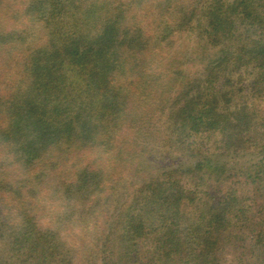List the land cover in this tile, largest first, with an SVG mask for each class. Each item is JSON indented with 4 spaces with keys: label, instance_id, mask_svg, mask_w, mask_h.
Segmentation results:
<instances>
[{
    "label": "trees",
    "instance_id": "1",
    "mask_svg": "<svg viewBox=\"0 0 264 264\" xmlns=\"http://www.w3.org/2000/svg\"><path fill=\"white\" fill-rule=\"evenodd\" d=\"M0 264H264V0H0Z\"/></svg>",
    "mask_w": 264,
    "mask_h": 264
}]
</instances>
